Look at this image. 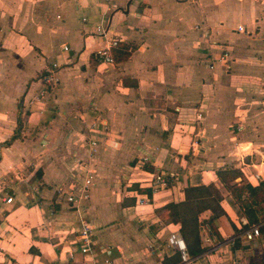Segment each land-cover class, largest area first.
I'll list each match as a JSON object with an SVG mask.
<instances>
[{
	"label": "crops",
	"instance_id": "0c3cea01",
	"mask_svg": "<svg viewBox=\"0 0 264 264\" xmlns=\"http://www.w3.org/2000/svg\"><path fill=\"white\" fill-rule=\"evenodd\" d=\"M128 1L0 0V264H168L172 229L204 247L186 264H264V233L224 242L246 217L216 175L264 180V0ZM112 37L128 56L106 62ZM208 183L223 239L184 194Z\"/></svg>",
	"mask_w": 264,
	"mask_h": 264
},
{
	"label": "trees",
	"instance_id": "16d2710c",
	"mask_svg": "<svg viewBox=\"0 0 264 264\" xmlns=\"http://www.w3.org/2000/svg\"><path fill=\"white\" fill-rule=\"evenodd\" d=\"M126 47V44H122ZM113 50L112 55L115 60L125 59L128 56V52L124 49ZM22 121L18 122L20 126ZM13 136L11 139H13ZM9 140H5V143H9ZM146 169H152L151 166L145 164ZM216 175L221 183L227 188L232 196L234 203L238 206V213L246 217L247 223L242 227H246L248 224L258 222L264 218V180L258 181L256 184L249 182L242 174L239 168L232 166H222L216 169ZM240 176L241 179L235 180ZM184 194L186 198L192 199L194 203V209L199 214L204 210H210V216L207 218L210 226L214 229L213 234L218 239H223L217 228L219 225L215 223L216 220L226 221L227 212L221 204L223 196L218 190L217 185L214 183L200 184V185H186L184 187ZM172 221H180V229L183 228V219L178 215L175 210L171 216ZM241 228H238L235 224L230 225V234H237ZM261 231L264 233V224L261 226ZM185 239V238H184ZM186 241V240H185ZM200 241L195 243L194 247H189L187 242V249L190 255H195L201 252L204 247L200 246ZM239 245V236H236L231 246L232 249L237 248ZM180 260L179 253L174 254L171 261L168 264H173Z\"/></svg>",
	"mask_w": 264,
	"mask_h": 264
},
{
	"label": "built area",
	"instance_id": "2783aa9c",
	"mask_svg": "<svg viewBox=\"0 0 264 264\" xmlns=\"http://www.w3.org/2000/svg\"><path fill=\"white\" fill-rule=\"evenodd\" d=\"M95 34L105 35L104 27L101 24L97 26L95 30ZM117 43H118V40L116 38H113V37L109 38L107 43L103 47L97 48L95 50L96 57L101 58L102 60L106 62H113V56L111 53V49L112 47L116 46ZM63 48H67V46L64 45ZM44 80L49 81L50 77L44 76ZM98 124H101L104 126L106 125V121L103 119L102 120L99 119V121L96 122L94 118L89 121L91 130L97 131L99 129ZM88 142L90 145L89 146L90 154L95 153L97 151V146H98L97 138L94 136H90ZM92 180H93V176L89 173L83 180V185L81 187V191L79 195L76 196L73 193L74 192L73 189H71V192L66 196V199L69 201H76L79 198L85 197L87 195L88 185L92 182ZM150 181L152 182L151 185L153 186V189H156L158 185L164 186L166 184L165 175L160 171L154 172L152 175V178H150ZM11 199H12L11 196H7L5 200L10 201ZM242 222L245 224L247 223V220L244 219ZM263 224H264V220L263 221L260 220L255 223L248 224L246 227H242L243 226L242 224L240 227L241 228L240 232L236 234L235 236H243L247 240H251L256 237H261L263 233L261 231V226ZM92 236L93 235L91 231V225L87 222L83 223L78 231V237L81 241V250L83 252H87L90 249L92 242H93ZM235 236L228 238L224 242H233ZM166 241H167L168 246L174 248L179 253L181 264L190 263L192 261V256L188 252L186 241L178 230L176 229L169 230L167 237H166ZM222 243L223 241H217L216 246H219ZM52 264H66V263L62 262L61 260H56Z\"/></svg>",
	"mask_w": 264,
	"mask_h": 264
},
{
	"label": "rangeland",
	"instance_id": "374dc122",
	"mask_svg": "<svg viewBox=\"0 0 264 264\" xmlns=\"http://www.w3.org/2000/svg\"><path fill=\"white\" fill-rule=\"evenodd\" d=\"M261 241L263 242L264 240L262 239ZM250 243H253V241H252V242H250ZM231 244H233V242H231Z\"/></svg>",
	"mask_w": 264,
	"mask_h": 264
},
{
	"label": "water",
	"instance_id": "95a60500",
	"mask_svg": "<svg viewBox=\"0 0 264 264\" xmlns=\"http://www.w3.org/2000/svg\"><path fill=\"white\" fill-rule=\"evenodd\" d=\"M130 2V0L128 1V3ZM238 179V178H237Z\"/></svg>",
	"mask_w": 264,
	"mask_h": 264
}]
</instances>
